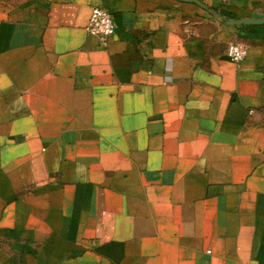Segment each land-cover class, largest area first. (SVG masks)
<instances>
[{
	"label": "crops",
	"instance_id": "0c3cea01",
	"mask_svg": "<svg viewBox=\"0 0 264 264\" xmlns=\"http://www.w3.org/2000/svg\"><path fill=\"white\" fill-rule=\"evenodd\" d=\"M200 1L0 0V264H264V0Z\"/></svg>",
	"mask_w": 264,
	"mask_h": 264
},
{
	"label": "built area",
	"instance_id": "2783aa9c",
	"mask_svg": "<svg viewBox=\"0 0 264 264\" xmlns=\"http://www.w3.org/2000/svg\"><path fill=\"white\" fill-rule=\"evenodd\" d=\"M88 33L97 36L104 41L115 31L113 15L102 6L92 8L86 25ZM246 45L241 41H230L227 45L226 54L234 62L239 63L246 55Z\"/></svg>",
	"mask_w": 264,
	"mask_h": 264
},
{
	"label": "water",
	"instance_id": "95a60500",
	"mask_svg": "<svg viewBox=\"0 0 264 264\" xmlns=\"http://www.w3.org/2000/svg\"><path fill=\"white\" fill-rule=\"evenodd\" d=\"M182 1L193 2L200 7L207 9L206 5L203 2H201L200 0H182ZM226 22L229 24H232V25L260 24V23H264V17L263 18H246V19L226 20Z\"/></svg>",
	"mask_w": 264,
	"mask_h": 264
}]
</instances>
